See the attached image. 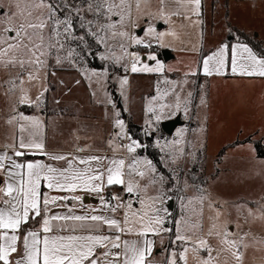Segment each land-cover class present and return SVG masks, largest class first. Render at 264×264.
I'll use <instances>...</instances> for the list:
<instances>
[{
  "label": "snow or ice",
  "instance_id": "obj_1",
  "mask_svg": "<svg viewBox=\"0 0 264 264\" xmlns=\"http://www.w3.org/2000/svg\"><path fill=\"white\" fill-rule=\"evenodd\" d=\"M201 7V0H10L7 13L0 6V16L4 17L0 19V74L4 76L0 88L9 99L14 98V105H31L34 102L25 84L39 81L49 60L58 66L65 62L75 66L81 53L72 44L78 41L88 47L86 37L105 49L100 59L115 64L127 61L125 71L163 73L165 67L154 52L147 54V60L155 62L152 66L139 52L129 49H150L153 42L165 47L169 37L184 44L185 30L202 23ZM158 23L169 27L158 31ZM77 28L83 34L78 35ZM133 29H139L143 36ZM229 59L232 74L264 77V56L239 43L223 44L203 57L204 74H224ZM82 71L87 78L107 77V70L90 75L87 69ZM164 83L172 87L153 99L171 95L173 102L160 103L158 108L150 102V128L181 109L188 112L192 93L184 98L180 83ZM127 84L125 76L120 80L121 89ZM13 112L16 114L7 124L18 126L19 136L0 152V264H245L251 247L248 238L264 245V237L257 239L250 231H243L242 225L222 222L219 207L203 194L177 197L181 202L177 219L167 206L175 193L169 194L165 177L151 160L136 155L137 149L145 146L127 136L123 120H115L120 130L117 136L129 143L110 140L112 157L80 156L76 153L87 149L77 148L70 154L47 152L42 121L18 113L15 106ZM179 135L182 138L183 133ZM158 146L164 147L159 142ZM121 151L127 155L117 158L115 154ZM183 154L179 149L172 163ZM35 156L63 161L65 166L22 159ZM112 186H120L125 195L111 192L106 198L104 193ZM188 187L185 183L178 191L185 192ZM79 192L97 196L100 206L86 207ZM58 208L65 211H54ZM248 217L264 220V211L257 215L249 210ZM157 238L161 244L168 239L159 261L154 255L159 254Z\"/></svg>",
  "mask_w": 264,
  "mask_h": 264
},
{
  "label": "rangeland",
  "instance_id": "obj_2",
  "mask_svg": "<svg viewBox=\"0 0 264 264\" xmlns=\"http://www.w3.org/2000/svg\"><path fill=\"white\" fill-rule=\"evenodd\" d=\"M75 2L79 3V0H75ZM253 3H255V1L243 4L239 0H230L229 2L227 0H201L202 7L200 19L202 23L198 27H190L185 30L187 34L182 35V39L185 42L184 44H180L178 41H174L169 37L165 47H158L155 42H153V47L146 49L148 52L149 50L151 52L153 51L157 55V59L167 67L163 73H132L131 71H125V64H127V61L115 64L111 61L102 60L100 59V53L105 52V49L103 46L97 45L95 40L91 37H86L88 47L79 45L78 41L73 42L72 47L77 48V51L81 53V58L76 62L75 66L68 62L58 66L55 64L54 60H49V67L46 73L41 72L40 80L34 81L31 84H25V87L29 90L28 95L32 101H36L37 96H40L41 93L45 94V89L48 87L51 88L56 81H60L61 77L57 71L83 67V69H87L90 75L92 72L103 73L107 70L106 78L102 76L99 77V79L97 76L87 78L83 71L80 75L86 81L106 82L110 93L115 92L120 102L122 98L129 102V106H127V111L125 113V132L126 129H129L130 122L140 126L141 131L135 130V133L137 135H142V141L140 142L134 138L130 130L129 137L145 146L137 149L136 155L139 158L151 160L150 156L153 155L159 161L161 168L151 160L156 166L158 173L165 177V188L170 190L169 194L175 193L172 200L167 204L169 207L172 202V209H170L171 213L176 216L177 219L179 218L181 202L177 197H193L203 194L219 207L220 211L223 213L221 217L222 222L229 223L233 226L242 225L243 231H250L257 239L264 237V220L257 219L253 221L251 217H248L249 210L257 215H259L261 211H264V202L258 200L259 202L256 208L253 209L246 203L243 204L224 200L223 197L227 195V183L223 182L220 176L209 184L208 190L206 191L210 180L209 176L215 173L214 157L217 156L226 140L220 136L208 137L204 129L202 131H193L187 124L185 127H183V125L176 126L173 133L168 135L162 129V122H159L158 125L152 128L149 127L148 121L150 120L149 117L151 113L147 111L150 102L151 106L156 108H158L160 103L173 102V97L171 95L165 96L163 99H153L172 87L171 84L164 83V81L167 80L180 83L182 91L180 88H178L177 91H181L182 97L187 98V94L189 92L192 93L190 103L188 104V112L185 113L183 109H181L178 111V115L182 113V118L185 121H188L189 117L190 119H194L201 115L203 109L202 107L200 109L199 104L205 95V85L194 66V58L190 56L189 50L193 48L196 50L202 45L204 46L206 39V42L209 44L212 29L216 32L220 30L221 35L226 37L224 31L228 28V39L242 30H245L248 37L256 36L255 30L259 28V24L264 27V10L263 8L259 10L262 17L259 16L257 18L254 13L255 9L253 8L255 4ZM9 5L10 0H0V6H3L4 13L9 11ZM259 6L262 7L261 5ZM3 18V16H0V19ZM239 26H241V28ZM168 27V25L162 23L157 24L158 31H166ZM235 27H238L239 30ZM133 31L137 35L143 36V33L139 29H133ZM222 32L225 34H222ZM77 34H83V30L77 28ZM156 51L160 53L169 51L174 56V59L169 62L164 60L161 61L159 59V53ZM143 61L151 65L149 60ZM89 62L99 65L100 69L90 70L88 67ZM192 71H195L196 75H185V73H190ZM125 76L128 79V84L124 89H121L120 80ZM64 78L67 79L63 76V80ZM3 79V74H0V82H2ZM185 80H187L186 84L183 83ZM17 95H19V93H17ZM144 100H146L145 103ZM44 102L45 97H43L36 106L39 111H46ZM17 105H14V98L9 99L5 96V89L0 88V130L8 126L5 114L13 111V107ZM197 105L198 107H196ZM123 111L124 109L122 113L120 112L121 115L124 114ZM144 112L147 114L145 115ZM174 114L175 113L171 116H174ZM211 125H213V123ZM180 133H183L182 138L179 135ZM174 140H180V143L172 145L171 142ZM158 142L160 145H164V147L158 146ZM165 142H168V144L165 145ZM179 149H183L184 154L180 156L175 163H172V157L173 155H179ZM185 183L189 186L187 191H178V189L184 187ZM230 189H232L231 185ZM263 190L264 186L258 187L257 189L259 193ZM232 192L233 195L230 193V197L235 196L236 188L232 190ZM255 197H258V192ZM207 215L208 213L206 211V217ZM246 217H248L247 223H245ZM167 226L171 227L172 225L169 224ZM205 227H207V220L205 221ZM247 242L251 247L246 251L245 264H264V245L255 243L251 237L248 238ZM167 246V238H165L163 244L158 242L157 250L159 254L154 253L155 258L158 259L157 261L163 258V249Z\"/></svg>",
  "mask_w": 264,
  "mask_h": 264
},
{
  "label": "crops",
  "instance_id": "obj_3",
  "mask_svg": "<svg viewBox=\"0 0 264 264\" xmlns=\"http://www.w3.org/2000/svg\"><path fill=\"white\" fill-rule=\"evenodd\" d=\"M227 1L229 2L230 0ZM239 1L243 4L255 1L253 3L255 4L253 7L255 16L257 18L259 16L262 17L259 10L261 8L264 10V0ZM239 27L241 28V26ZM235 28L239 30L238 27ZM224 32L226 37L221 35L220 30L216 32L212 29L209 44L206 39L204 46L202 45L196 50H189L190 56L194 58V66L205 85L204 103L199 104L200 109L201 107L203 109L201 115L194 119L189 117L188 121H185L182 118L183 114L178 115L177 111L174 116L165 118L160 122L170 121L180 116L181 126L185 127L187 124L193 131H202L204 129L208 137L220 136L226 140L217 156L214 157L215 173L209 176L210 180L206 191L209 184L220 176L222 181L227 183V195L223 197L224 200L246 203L255 209L259 202L258 200L264 202V190L261 193L257 191L258 187L264 186V157L258 156L255 146V143L259 142L264 147V77L232 74L230 59L223 70L224 74H204L202 58L216 51L221 45L235 46L239 43L245 44L252 49L248 43L242 41L238 34L228 39V28ZM239 32L247 34L245 30ZM255 32V37L264 42V27L259 24V28ZM225 33L222 32V34ZM156 52L159 53V57L161 55L159 59L163 61L162 53ZM144 60L146 61L147 57ZM150 63L151 65L155 64L154 61H150ZM93 65L95 64L89 62L88 67L90 70L100 69ZM97 66L99 67V65ZM164 67L167 68L166 66ZM81 69L83 67L57 71L61 77L60 81H56L51 88L48 87L46 93L42 95V98L45 97L44 105L46 111H39L36 108L42 98L40 101H33L34 103L31 105H17L16 110L25 116L37 117L42 121L44 126L43 138L47 152L70 154L75 152L77 148H84L87 151L76 154L80 156L98 155L112 157L114 154L109 148L108 142L114 140L115 143L122 144L117 140V137H119L117 133L120 130L115 126V120L121 119L125 125V113L129 102L123 98L120 102L115 92L110 93L106 82L84 80L80 75ZM63 76L67 79L64 78L63 80ZM109 100H111V103H109ZM145 102L146 100H144ZM123 109L125 115H121ZM117 112H119V116L116 115ZM14 114L16 113L13 111L6 113V119L8 120ZM144 114L146 115L147 113L144 112ZM212 123L213 125H211ZM14 136H19L18 126L8 125L3 130H0V152L5 150L4 146L11 143ZM223 150L224 152L220 155ZM9 154L11 155L10 151ZM115 155L119 158L127 154L121 151ZM22 159H40L58 168L65 166L63 161H50L44 156L25 157ZM230 185L232 189H230ZM235 188V196L230 197V193L233 195L232 190ZM45 191L47 190L45 189ZM118 191H121L120 186H112V188L105 191L104 195L107 198L111 192ZM257 192L258 197L256 198ZM51 194L71 195L66 192H53ZM77 194L84 196L86 207L100 206L97 196L83 192ZM68 203L71 204L73 202L69 201ZM54 211L63 212L65 209L58 208L54 209ZM35 226L38 227V225ZM127 238L134 239L135 237ZM158 242L159 239L157 238V244Z\"/></svg>",
  "mask_w": 264,
  "mask_h": 264
},
{
  "label": "trees",
  "instance_id": "obj_4",
  "mask_svg": "<svg viewBox=\"0 0 264 264\" xmlns=\"http://www.w3.org/2000/svg\"><path fill=\"white\" fill-rule=\"evenodd\" d=\"M239 37L242 39V41H245L246 43H248L252 49L260 56H264V42L258 40L255 36L254 37H248L245 33H238ZM161 57V55H160ZM94 67L99 68L96 64L93 65ZM129 130L130 132L133 134L134 138H136L138 141H142V135H137L135 133V130H140L141 128L140 126H137L135 124H133L132 122L129 123ZM256 149H257V153L259 157H264V147L261 145V143L256 142L255 143ZM224 152V150L220 153V155ZM150 159L152 161H154L156 163V165L161 168L159 161L157 160V158H155V156H150Z\"/></svg>",
  "mask_w": 264,
  "mask_h": 264
},
{
  "label": "water",
  "instance_id": "obj_5",
  "mask_svg": "<svg viewBox=\"0 0 264 264\" xmlns=\"http://www.w3.org/2000/svg\"><path fill=\"white\" fill-rule=\"evenodd\" d=\"M162 56H163V59L168 62L170 61L171 59H173V55L169 52V51H163L162 52ZM182 124V121H181V118L180 116H178L176 119L174 120H170V121H166V122H163L162 123V129L163 131L170 135L173 133L174 129L176 126L178 125H181ZM169 208L172 209V202L171 204L169 205Z\"/></svg>",
  "mask_w": 264,
  "mask_h": 264
},
{
  "label": "built area",
  "instance_id": "obj_6",
  "mask_svg": "<svg viewBox=\"0 0 264 264\" xmlns=\"http://www.w3.org/2000/svg\"><path fill=\"white\" fill-rule=\"evenodd\" d=\"M129 51H137V52H139L143 60L146 59L147 54H148L149 52H151L150 50H149V52H148L146 49L142 50V49H140V48H130ZM128 71H130V70H128ZM125 133H126L127 136L129 137V135H130V134H129V129H126V132H125ZM117 140H118L119 142H121L122 144H123V143H129V140H128V139H123V140H121L119 137H117ZM115 193H119L120 195H125L122 191H118V192H115Z\"/></svg>",
  "mask_w": 264,
  "mask_h": 264
}]
</instances>
